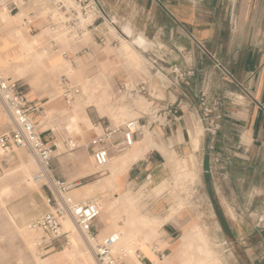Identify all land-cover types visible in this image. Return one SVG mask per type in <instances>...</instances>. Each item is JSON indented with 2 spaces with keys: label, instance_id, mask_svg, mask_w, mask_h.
Listing matches in <instances>:
<instances>
[{
  "label": "crops",
  "instance_id": "crops-1",
  "mask_svg": "<svg viewBox=\"0 0 264 264\" xmlns=\"http://www.w3.org/2000/svg\"><path fill=\"white\" fill-rule=\"evenodd\" d=\"M127 1V9L118 11L125 24L130 23L143 36L141 38L145 45L136 43L140 36L130 43H136L135 51L147 61L148 66L138 70L108 64L104 67V75L111 79L114 88L128 89L127 83L133 84L130 89L144 85L145 91L141 94L147 104L138 107L131 101L127 102L129 107L125 117L136 116L129 121L135 120L139 126V132L134 135L135 142L127 151L135 146V152L143 150V131H149L156 146H168L176 155L188 158L195 153L190 145V133L201 127L199 166L205 178L208 180L209 174L212 175V184L226 186L233 197L244 189L245 196L256 194V197H260V203L264 204V0ZM27 14L34 16L35 12L29 11ZM21 16V12L15 14V17ZM105 29L101 24L98 33L90 32L91 42L87 45L81 43L83 39L73 41V47L77 49L74 55L82 53L97 60L107 58L100 49L111 45L114 36L108 32L105 45L97 41V36ZM123 29L128 32L127 28ZM126 37L123 40L129 43L126 39L130 37ZM119 44L111 46L117 47ZM210 57L220 61L231 73L232 81L213 68ZM175 67L181 72L192 71V75L180 81L173 73ZM88 72L94 73L95 69L91 67ZM88 83L93 84L92 81ZM200 92L222 102L219 112L221 128L213 142L204 132L196 111ZM22 94L32 106L38 107V111L30 116L35 126L37 123L38 126L45 125V140L51 139L57 146L55 153L59 150L57 142L62 144L63 152L54 155L49 163L50 177L80 186L81 181L90 177L83 165L87 155L91 157L89 141L107 129L122 125L113 123L117 109L108 111L104 105L100 109L93 105L85 107L90 127L84 136H80L69 134L63 128L66 115H61L63 111L59 102H41L30 88L22 91ZM181 99L179 120L165 127L158 125L157 121L161 120L156 117V112ZM0 120H9V115L0 113ZM8 124L6 131L5 127H0V135L13 128L11 120ZM121 140V133L110 137L111 142ZM69 141L76 147L70 151H74L73 156H62L70 153L65 148ZM164 163L165 158L158 149H146L141 158L127 167L120 176V182L126 187L143 180H157L163 174ZM162 212V208H157L151 218L136 217L148 232L139 234L144 239L143 246L135 249V257L125 255L122 264H180V256H185L182 264H191L183 243L189 215L181 211L173 221H166ZM259 214L264 218V206ZM142 218L148 221L142 222ZM93 231L97 238L104 235L107 228L98 219ZM261 231L264 232V226ZM180 239L181 245L176 253ZM259 249L257 254L238 264H256L257 256L264 252V238Z\"/></svg>",
  "mask_w": 264,
  "mask_h": 264
},
{
  "label": "rangeland",
  "instance_id": "rangeland-1",
  "mask_svg": "<svg viewBox=\"0 0 264 264\" xmlns=\"http://www.w3.org/2000/svg\"><path fill=\"white\" fill-rule=\"evenodd\" d=\"M1 1L5 3L7 0ZM7 10L9 9L5 4L0 6V71L5 78L16 82L21 92L30 88L41 102L47 100L59 102L62 105L63 114L61 115L63 116H67L72 110L86 116L85 107L91 105L97 109L104 105L108 111L117 109L118 114L113 117V123L116 126L136 118V116H134L135 118L125 117L129 107L127 102L131 101L138 107L147 104L141 93L131 95L129 89L132 88V83H127L128 89L124 91L114 88L111 79H107L104 75V67L107 64L134 68L135 70L148 66L147 61L135 51L136 43H134L135 45L130 43L133 38L143 37L135 31L130 23L119 25L118 29L130 37L126 40L129 41L128 44L137 58H131L129 55L119 52L122 42L125 41L121 40L117 47L111 45L102 47L103 49L100 50L107 58L97 60L82 53L75 56L74 53L77 49H74L75 44L67 31L62 26H52L47 23L46 16L52 12L51 3L34 0L25 9L21 8L19 11L11 13ZM29 11L35 12L31 19L28 18ZM18 12L22 13L21 17H15ZM27 18L28 20H38L31 26H26L24 21ZM104 27L107 28L110 35L115 36V30L111 26L104 24ZM123 28H127L128 32H125ZM82 39L83 45L90 43V32L85 31ZM23 41H27L31 45L30 49L24 50ZM91 67L95 69L94 73L88 72ZM69 70L72 72L70 73ZM62 78L80 89V94L70 101H64L61 96L60 80ZM89 81H92L93 84L90 85ZM0 113L9 115L1 101ZM66 116L63 127L65 130ZM9 121L10 115L9 120H0V127H5L6 131L9 128ZM38 124H36L37 130L42 132V137L45 139L46 134L43 132L45 125L38 126ZM200 134H202L201 127L198 131L190 133V145L195 153L185 158L176 155L168 146H156L151 139L153 138L152 134L149 131H143V142L147 144V149L154 147L162 153L164 158L166 157L163 174L157 180H143L123 187L120 176L126 172L128 165L118 177V184L121 186L117 190V182L111 180V165L129 151L119 154L112 153L109 163L102 170L97 169L92 158L87 155L83 165L90 177L81 181L80 186L75 188L72 195L76 201H82L81 196L89 197V200H95L100 207H103L99 221L104 224L107 231L104 235L94 239L95 244L106 236L122 232V229L123 231L131 229L141 235L147 233L148 229L143 228L137 222L139 219L136 217L151 218L157 208H162V215L166 221H173L181 211L189 215L185 225V230L188 229V231L183 238V243L187 259L191 264L200 261L194 255V245L196 246V239L200 237L206 240L208 248L214 252L212 259L215 262L218 261L217 264L244 263L248 257L259 252V244L264 238V232L261 231L264 226V218L259 212L264 204L260 203V197H256V194H252L250 197L245 196L244 189L237 197H233V195H229L226 186L212 184V175L209 174L208 180L205 178L204 172L199 166L201 159ZM72 139L74 138L72 137ZM57 143L59 150L54 155L63 152L62 144ZM73 152L62 154V156L71 157ZM33 158L26 149L13 148L9 157L0 163V192L5 187L7 188V192L0 195V264H35L32 252L17 233V227L20 226L21 221L29 228L34 220L49 210L45 198L48 192L43 186L46 180L41 179L36 182L31 180L39 172V165L34 162ZM214 175L218 177L217 174ZM126 190H131L134 198L131 200L120 199L121 195L118 196V194H122ZM117 197L120 201L116 200ZM109 204H113L110 212L107 211ZM130 204L133 205L132 211L126 212ZM9 215L14 218V224L11 223ZM131 215L136 216L132 217ZM141 221L147 222L148 219L142 218ZM144 225L146 224L144 223ZM32 233L34 236L36 234L33 237L35 255L43 262L45 261L42 264H72L62 258L63 248L68 242L67 236L64 235L59 240L52 242L49 247L38 248L36 242L41 237V233L39 231ZM177 244L176 253L180 248L181 239ZM94 253L95 249L92 255L93 263L79 258L76 260L77 264H98ZM115 255L121 257V263L126 259L125 254L117 253ZM217 257L220 261L215 260V258L218 259ZM184 258L185 256L179 257L180 264Z\"/></svg>",
  "mask_w": 264,
  "mask_h": 264
},
{
  "label": "built area",
  "instance_id": "built-area-1",
  "mask_svg": "<svg viewBox=\"0 0 264 264\" xmlns=\"http://www.w3.org/2000/svg\"><path fill=\"white\" fill-rule=\"evenodd\" d=\"M34 0H7L5 3L0 0V6L5 4L8 12L19 11L28 7ZM52 4V12L49 13L47 23L49 25L62 26L72 40L78 42L82 39L85 31L98 33L101 24H107L115 30L114 39L110 41L112 46L121 40L128 38L122 33L118 26L125 24L118 9H127V0H39ZM159 2V0H154ZM28 18H33L29 14ZM24 21L26 26H31L36 19ZM119 31H118V30ZM30 30V27H29ZM108 30L97 36V41L105 45ZM213 68L222 77L233 80L231 73L214 57H210ZM173 73L178 80L184 81L192 75V71L181 72L177 67ZM61 96L66 101L80 94V89L71 85L65 78L60 80ZM124 90H127L124 88ZM144 85L129 89V92L143 93ZM197 113L204 126V132L213 142L215 136L221 128L220 108L222 102L218 98H212L207 93L200 92L197 97ZM0 101L10 115L13 128L0 135V163L7 159L13 148L26 149L34 157L39 165V172L34 175L36 181L45 179L43 186L47 190L46 204L48 211L34 220L30 225L31 231H39L41 237L37 240L38 248L49 247L52 242L64 237L62 233V221L69 218L73 221L77 229L92 239L96 238L93 231L95 222L99 219L101 209L97 201L88 200L86 202L76 201L72 192L79 184L65 183L54 180L49 174V163L54 157L57 146L51 139L45 140L37 130L30 114L38 111V107L32 106L24 97L16 82L5 78L0 71ZM182 113V99L174 102L156 112V117L161 120L157 124L165 127L177 122ZM139 132L137 121H126L113 129H107L102 135L94 136L88 143L91 151V158L95 167L102 170L109 163L110 155L119 154L131 148L135 142L134 135ZM121 133L122 140L111 142L110 137ZM67 151L75 149V144L68 142L65 145ZM117 235L112 234L101 239L95 247V258L98 264H122L121 257L112 252V247L117 242ZM156 251V250H154ZM256 264H264V252L257 256Z\"/></svg>",
  "mask_w": 264,
  "mask_h": 264
},
{
  "label": "bare ground",
  "instance_id": "bare-ground-1",
  "mask_svg": "<svg viewBox=\"0 0 264 264\" xmlns=\"http://www.w3.org/2000/svg\"><path fill=\"white\" fill-rule=\"evenodd\" d=\"M136 43L138 45H140V44L144 45L145 41L140 37V38H137ZM30 46L31 45L27 41H23L24 50L30 49ZM131 49L132 48H130V44H128L126 41H123L122 44H121V47L119 49V52L122 53V54L129 55L131 58H137V55ZM69 71H70V73L72 72L71 70H69ZM89 127H90V124L88 123L87 117L83 116L81 112H78L76 110H72L71 113H69L66 116V131L69 134H77V135H80V136H84L86 134V130H88ZM196 144H197V142H196ZM143 145H144V148L140 152H135V150H136V146H135L125 156L121 157L117 162H115V163H113L111 165L112 166L111 167L112 168L111 169V180L114 181V182H117L116 190L121 186V185L118 184V177H119L120 173H122V171L128 165H130L131 163H133V162L137 161L139 158H141L142 154H143V151L147 149V144L145 142H143ZM33 160L36 163L34 158H33ZM194 160H195V158H194ZM174 167H176V166H174ZM177 176H179V175H177ZM31 180L36 182L34 177ZM6 192H7V188L5 187L0 192V195H4ZM88 195H90V194L88 193ZM119 195H121V198L120 197L119 198L120 199H124V200H131L132 198H134L133 197V193L131 192V190H128V191L126 190V191H124V193L118 194V196ZM76 197H78V196H76ZM81 200H82L81 202H86V201L89 200V197L81 196ZM116 200L120 201V200H118V197H117ZM112 207H113V204L107 205V211H109V212L112 211ZM128 207L129 208L126 209V212L132 211L131 209L133 208V205L130 204ZM102 208L103 207H100V209H102ZM9 219H10L11 223L14 224L15 221H14V218L12 217V215H9ZM61 224H62L61 231L68 238V242L64 246L63 252H62L63 260H68L72 264H75V263L77 264L78 262L76 260L81 258V259H84V261H86V262L93 263L92 255H93V250L96 247L95 240L90 238L89 236L81 233L77 229V227L75 226L73 221L71 219H69V218L63 220ZM198 230H200V229H198ZM32 232L33 231L29 230V228L25 225V223L23 221H21L20 226L17 227V233L23 239L26 247H28V249L32 252L35 264H42L45 261L43 262L37 255H35V251L36 250H35V245L33 244V237H35L36 234L34 233L35 234V236H34ZM114 234L117 235V239H118L116 244L112 247V252L114 254L121 253V254H125L127 256L135 257V249L137 247L141 248L143 246V244H144V239L139 236V233H136V232L132 231L131 229H126L124 231L122 229V232H118V233H114ZM196 240H197L196 241V246L194 245V247H195L194 248L195 249L194 250V255L197 257L196 259H200V261L196 262V264H217L218 261L215 262L212 259L213 258L212 256H214L213 255L214 252L210 248H208L206 240H204L203 237H200V238H198ZM194 244H195V242H194ZM129 259H130V257H129ZM215 260H219V258L218 259L215 258Z\"/></svg>",
  "mask_w": 264,
  "mask_h": 264
}]
</instances>
